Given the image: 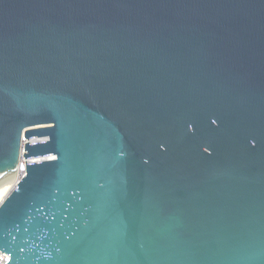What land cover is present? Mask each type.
<instances>
[{
	"label": "water",
	"instance_id": "95a60500",
	"mask_svg": "<svg viewBox=\"0 0 264 264\" xmlns=\"http://www.w3.org/2000/svg\"><path fill=\"white\" fill-rule=\"evenodd\" d=\"M12 180L7 264H264V0H0Z\"/></svg>",
	"mask_w": 264,
	"mask_h": 264
},
{
	"label": "bare ground",
	"instance_id": "6f19581e",
	"mask_svg": "<svg viewBox=\"0 0 264 264\" xmlns=\"http://www.w3.org/2000/svg\"><path fill=\"white\" fill-rule=\"evenodd\" d=\"M12 182V183H11ZM10 183H9V186H6V187H3V186H1L0 187V204H1V202L3 201V199L5 198V196H6V193H7V191L9 190V188L12 186V184L14 183L13 182V180L11 181Z\"/></svg>",
	"mask_w": 264,
	"mask_h": 264
},
{
	"label": "built area",
	"instance_id": "2783aa9c",
	"mask_svg": "<svg viewBox=\"0 0 264 264\" xmlns=\"http://www.w3.org/2000/svg\"><path fill=\"white\" fill-rule=\"evenodd\" d=\"M10 260V257L6 254L0 251V264H7V262Z\"/></svg>",
	"mask_w": 264,
	"mask_h": 264
}]
</instances>
